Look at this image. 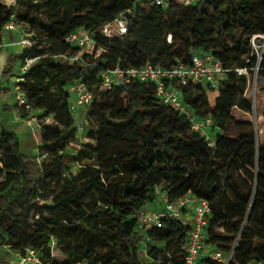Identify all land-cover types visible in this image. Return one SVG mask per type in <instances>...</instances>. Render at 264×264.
<instances>
[{"label":"trees","instance_id":"16d2710c","mask_svg":"<svg viewBox=\"0 0 264 264\" xmlns=\"http://www.w3.org/2000/svg\"><path fill=\"white\" fill-rule=\"evenodd\" d=\"M34 1L43 4L44 20L30 10L14 15L12 7L0 2V55L1 35L11 18L26 23L33 40L32 48L10 54L3 65L0 101H6L2 110H11L3 83L24 57L36 58L21 88L32 109L51 121L39 129L42 142L37 146L45 153L40 159L24 154L15 131L0 126V241L8 232L11 248L20 255L32 248L40 264H184L181 246L190 223L183 220L190 211L183 208L181 220L150 229L134 217L159 201L158 190L169 200L190 195L208 201L205 243L230 255L228 264L264 262V143L258 142L252 123L227 115L234 107L252 108L245 92L256 65L250 37L264 33V0L173 1L167 7L149 0ZM122 15L124 40L103 36L102 25ZM38 24L53 47L49 53L34 44L33 26ZM76 30L87 32L105 51L72 60L60 57L78 53L79 47L64 40ZM192 50L213 53L226 70L212 108L207 83L178 87L191 112L212 118L215 146H208L183 115L157 104L153 85L133 80L96 93L77 115L83 128L86 124L89 143L78 150V167L69 171L62 154L79 129L77 116L69 111L68 84L83 81L96 92L103 70L115 65L169 67L175 59L187 62ZM236 68L247 73L238 74ZM256 76L264 79V56ZM229 124L237 130L234 137L225 132ZM31 209L49 217L30 221ZM52 244L63 262L52 255ZM198 263L222 264L209 257ZM0 264H5L1 257Z\"/></svg>","mask_w":264,"mask_h":264},{"label":"built area","instance_id":"2783aa9c","mask_svg":"<svg viewBox=\"0 0 264 264\" xmlns=\"http://www.w3.org/2000/svg\"><path fill=\"white\" fill-rule=\"evenodd\" d=\"M177 2L181 5H188L195 0H149V3L156 6L167 7L171 2ZM13 17V15H12ZM126 25L123 15L104 23L101 27L103 36L109 39L124 40ZM9 34L14 35L15 44L19 48V53L24 49H30L33 46L32 32L26 23L15 21L13 18L4 25V31L1 35L4 46L5 37ZM67 43L79 47L78 53L73 57L60 55L65 60L79 58L81 54L96 56L105 51L87 32L83 30L72 31L64 38ZM250 45L255 54L256 65L253 68V77H256L258 64L264 56V33H255L250 37ZM36 58L24 57L21 64L18 65L16 73L12 76L11 96L12 105L16 112L14 116L25 127L31 131H38L43 123L51 121L50 116L43 115L37 110H33L30 103L22 91L21 83L25 81L31 66ZM238 74H246L245 68H236ZM1 73V71H0ZM226 70L221 61L211 52L201 50H192L189 60L183 62L175 59V63L169 67L145 64L140 67H120L115 65L110 69L99 73L100 85L96 92L90 91L83 81H75L68 84L66 92L70 95L69 111L76 117L80 111L87 105H90L96 93L112 89L115 86H126L133 80L146 82L153 85L157 104L169 107L179 114L183 115L190 123L191 128L200 134L208 146L216 145V138L210 134L213 126V120L210 116L197 117L182 102L178 94V87L199 83H207L212 90H217L219 84L225 79ZM3 85H6L4 82ZM26 113L25 117L20 112ZM17 113V114H16ZM79 130L83 128L82 123L76 120ZM210 130V132H209ZM159 193V201L148 207L138 210L134 217L137 223L144 229L159 227L165 222L182 219V209L190 211V228L181 246L184 254V264H199L200 257H209L220 261L222 264H228L230 255L224 257L220 251L210 249L205 243L207 215L209 213V203L205 199L184 195L180 198L169 200L167 194ZM140 254H147V238L144 239ZM17 264H40L39 257L32 248L25 251L23 255L18 254ZM85 264V263H78ZM247 264H264L262 261H250Z\"/></svg>","mask_w":264,"mask_h":264},{"label":"rangeland","instance_id":"374dc122","mask_svg":"<svg viewBox=\"0 0 264 264\" xmlns=\"http://www.w3.org/2000/svg\"><path fill=\"white\" fill-rule=\"evenodd\" d=\"M0 2L4 3L8 7H12L14 15L20 14L24 10H30L32 15L39 16L43 19V16H44V11L42 7L43 4L38 1L0 0ZM33 31H34V44L36 48L41 49L43 52H46V53L51 52L53 50V47H51V45L47 41L41 24L34 25ZM2 48H3L2 50L3 54L0 55V66L3 65L8 55V51L6 50L7 47L4 46ZM13 53H17L16 50H14ZM17 67L18 65L14 68V71H13L14 73H16ZM10 78H12V76ZM248 80L249 81H248V84L246 85L245 92L252 102L251 111L245 112V111H242L234 107L228 111L227 115L234 120L247 121V122L252 123L257 133L258 142L264 143V115H262V110H264V79L258 78L257 76L254 78L252 76ZM212 95L213 94L211 93L210 96ZM210 96H208V93H207V100H208V97ZM4 102L6 101L4 100L0 101V126L6 124L5 126L14 130L15 129L14 125H17L19 122L16 116H14V112L16 111L13 108V106H11V110L9 111L2 110L1 107L4 104ZM9 103L12 104L11 98L9 100ZM77 119L82 121L79 116H77ZM85 130H86V124L83 129L77 130L75 137L67 144L66 148L63 151L62 156L64 157V159L68 160L69 162V171L74 172L75 169L78 167L77 165L78 150L81 147H86L89 143V139H87L84 135ZM217 132H219V135L221 134L220 133L221 131L217 130ZM225 132L227 133L229 137H234L237 134V130L235 126H233L232 124L226 125ZM16 134L19 139V147L21 151L24 154H26L28 157H32V158L34 157L36 159H40L41 155H45V153L42 152L41 147L37 146L38 143L40 145V143L42 142V140L39 137L38 131L34 132V131H31L28 127H24V128L21 127L17 131ZM210 134L214 136V133L210 132ZM250 168H253V166L250 165ZM48 182L51 183V185H55V180H48ZM27 215L30 221H32L33 219L42 220L43 218L49 217V214L46 213V211L44 210H42V212L36 213L33 209H31L27 212ZM183 221L186 224L190 223V220L189 218H187L186 215L184 216ZM11 239L12 238L10 234L8 232H5L3 234L2 240L0 241V257L2 258L5 264H17L18 263L19 252L11 248V245H10ZM51 251H52V255L56 257L57 261L63 262V256L60 254V251L56 247L55 244H52Z\"/></svg>","mask_w":264,"mask_h":264},{"label":"crops","instance_id":"0c3cea01","mask_svg":"<svg viewBox=\"0 0 264 264\" xmlns=\"http://www.w3.org/2000/svg\"><path fill=\"white\" fill-rule=\"evenodd\" d=\"M4 46H6L7 47V51H8V55H7V57H6V59H5V61H4V63H3V65L5 64V62H6V60H7V58L9 57V55L10 54H13V52H14V50H16V52L17 53H19V48H18V46L15 44V37H14V35H12V34H9V35H7L6 37H5V40H4ZM3 46V47H4ZM3 65L2 66H0V71H1V69H2V67H3ZM12 81H13V79L12 78H9L8 80H6L5 81V83H6V86L9 88V91H10V96L12 95L11 94V83H12ZM213 94L212 96H210V94ZM217 95H218V91L216 90H212V91H210V92H208V96H210V97H208V102H209V105H210V107L212 108L213 106H214V104H215V100H216V98H217ZM11 100H12V96H11ZM5 103V102H4ZM11 106H13L12 104H11ZM13 122V121H12ZM6 125V124H5ZM15 126V129L13 130V131H15V133H17V131L21 128V127H25L22 123H20V121L18 122V124L17 125H14ZM9 128V127H8Z\"/></svg>","mask_w":264,"mask_h":264}]
</instances>
